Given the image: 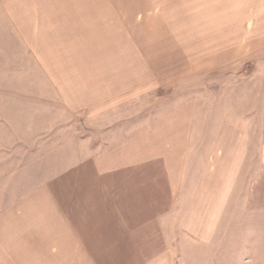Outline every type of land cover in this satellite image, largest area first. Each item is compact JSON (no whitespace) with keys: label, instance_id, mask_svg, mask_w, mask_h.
<instances>
[{"label":"crops","instance_id":"1","mask_svg":"<svg viewBox=\"0 0 264 264\" xmlns=\"http://www.w3.org/2000/svg\"><path fill=\"white\" fill-rule=\"evenodd\" d=\"M120 1L0 0V264H170L175 226L184 234L185 220L200 218L201 191L184 199L190 107L139 124L129 118L138 111L115 108L154 77L138 58L137 12L122 16ZM56 99L63 112L96 117L102 144L86 138L67 151L72 136L20 116ZM34 145L56 149L9 164L21 159L10 150ZM42 158L43 170L29 167Z\"/></svg>","mask_w":264,"mask_h":264},{"label":"rangeland","instance_id":"2","mask_svg":"<svg viewBox=\"0 0 264 264\" xmlns=\"http://www.w3.org/2000/svg\"><path fill=\"white\" fill-rule=\"evenodd\" d=\"M119 5L122 16L137 12L138 58L146 59L154 77L115 108L138 111L129 117L137 124L182 104L192 114L182 174L193 191H186L185 201L195 202L201 191L200 218L195 224L185 220L184 234L175 226L170 264H264V0H121ZM56 100L50 110L42 103L37 113L28 107L20 116L42 132L54 125L56 136H72L67 151H80L79 140L90 138L93 146L106 138L96 117L63 112ZM132 104L137 107L129 108ZM34 147L10 150L21 159L9 164L19 170L38 159L35 151L48 157L56 149ZM32 163L29 167L41 170L47 164L43 158Z\"/></svg>","mask_w":264,"mask_h":264}]
</instances>
